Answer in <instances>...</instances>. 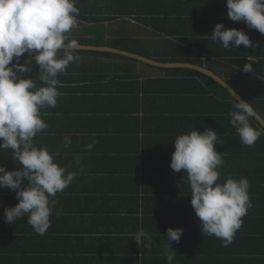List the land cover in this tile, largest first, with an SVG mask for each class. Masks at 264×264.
Masks as SVG:
<instances>
[{"label": "crops", "instance_id": "obj_1", "mask_svg": "<svg viewBox=\"0 0 264 264\" xmlns=\"http://www.w3.org/2000/svg\"><path fill=\"white\" fill-rule=\"evenodd\" d=\"M75 6L87 20L77 16L69 40L146 47L157 58L198 57L195 47L183 44L189 38L214 53L210 59H264V35L243 21L229 20L226 0H77ZM216 24L242 30L257 46L231 48L230 42L229 49L223 48L210 38ZM77 56L58 75L57 90L63 95L55 108L40 110L48 127L33 141L77 175L51 198V226L43 235L33 231L27 215L12 224L4 221V209L18 201L14 191L0 189V264H167L163 244L168 228L183 230L180 242L172 243V264H264V212L255 207L254 194L242 227L223 247L220 239L201 235L182 174L162 175V169H170L174 144L162 150V134H152L159 128L151 125V115L144 117L142 126L129 80L162 78L160 68ZM30 67L35 78L38 65L33 61ZM222 69L237 74L233 66ZM36 83L43 86L38 78ZM65 137L71 141L67 147ZM0 166L9 172L22 167L11 149H0ZM225 180L223 174L217 182ZM141 228L151 236L150 248L134 241Z\"/></svg>", "mask_w": 264, "mask_h": 264}, {"label": "clouds", "instance_id": "obj_2", "mask_svg": "<svg viewBox=\"0 0 264 264\" xmlns=\"http://www.w3.org/2000/svg\"><path fill=\"white\" fill-rule=\"evenodd\" d=\"M76 0H0V149H11L13 158L22 166L6 171L0 166V189L15 193L18 203L4 209L6 223L12 224L27 215V223L38 235L50 228L51 199L74 180L75 172L59 166L46 146L37 147L34 137L48 125L41 118V109L55 108L58 97V75L79 57L80 45L69 40V33L78 26L79 9ZM227 18L243 21L250 30L264 35V0H226ZM214 43L229 49L254 45L242 30L227 29L216 24L210 36ZM62 52V55L59 53ZM27 53L24 64L13 63ZM38 65L34 79H24L31 72V63ZM11 65V66H10ZM244 72L252 66L243 65ZM36 78L43 86H37ZM235 111L229 113V123L235 128L243 145L251 147L264 135V128H254L251 119H258L251 103L233 99ZM71 141L65 137L64 146ZM170 168L183 172L190 188V204L200 221L201 235L214 236L227 247L242 227V218L252 207L247 178L228 176L218 183L222 154L216 152L218 133L206 128L202 133L192 130L178 135L174 141ZM91 147V145H89ZM27 182L25 187L22 185ZM182 229H166L163 251L167 264H172V243H179ZM137 245L150 248L151 236L143 228L134 234ZM148 241L147 244L144 242Z\"/></svg>", "mask_w": 264, "mask_h": 264}, {"label": "trees", "instance_id": "obj_3", "mask_svg": "<svg viewBox=\"0 0 264 264\" xmlns=\"http://www.w3.org/2000/svg\"><path fill=\"white\" fill-rule=\"evenodd\" d=\"M78 16L80 20H87L86 15L81 16L79 13ZM78 44L106 46L108 43L84 40L79 41ZM183 44L185 47H195L197 52L195 55L198 57L177 54V56L168 55L157 58L146 47H133L121 42H112L107 46L149 59H156L162 63H189L202 66L228 83L242 98L251 103L252 107L264 119L263 57H258L259 63L248 61L246 56L243 58L234 56L232 59H224L225 61L222 60V57L218 60L210 59V56L215 54L210 53L204 46H197L196 41H191L188 38ZM75 55L99 56L133 64L138 63L128 57L96 51L77 50ZM203 56H206L204 60H202ZM27 59L28 56L25 53L19 58V61L14 60L13 63L24 64ZM245 64L255 65L252 67L253 71L245 73L243 71ZM226 65L233 66L237 70V74L222 72V68ZM159 70L163 73L162 78H146L139 81L135 76L134 80L129 79L135 87L133 93L136 103L135 112H141L142 126H144V117L148 114L151 115V125L159 128L152 134L157 136L158 133L162 134V150L173 144L174 139L180 134H187L192 130L202 133L206 128L215 130L218 133V142L221 144L214 145V148L217 153L222 154L224 161L218 169L220 174L218 179L222 178L223 174L225 178L228 176L237 180L241 177L247 178L250 184L249 198L254 194V203H258L255 207L264 212V135H261L251 147L241 143L235 128L229 123V113L236 110L234 98L209 77L190 69ZM22 78L32 79L34 77L30 72L23 74ZM248 78L250 81H244ZM139 94H141L140 99L138 98ZM147 104H150L148 108H146ZM250 123L254 128H261L255 119L250 118ZM159 139L160 137H157V140ZM222 167H224L223 171ZM173 172L171 168L162 169V175ZM179 174L184 177L183 172H176V176Z\"/></svg>", "mask_w": 264, "mask_h": 264}, {"label": "water", "instance_id": "obj_4", "mask_svg": "<svg viewBox=\"0 0 264 264\" xmlns=\"http://www.w3.org/2000/svg\"><path fill=\"white\" fill-rule=\"evenodd\" d=\"M80 47L78 50L81 51H96V52H103V53H111V54H116L124 57H128L131 59H134L138 62L160 68V69H175V68H182V69H190L196 72H199L216 83H218L220 86H222L234 99L237 97L239 98L240 101L248 103L244 98H242L228 83H226L222 78L217 76L216 74L212 73L211 71L205 69L202 66L194 65V64H189V63H162L155 61L153 59L146 58L144 56L127 52L125 50L117 49V48H111L108 46H93V45H81L79 44ZM254 109V108H253ZM255 110V109H254ZM256 112V110H255ZM257 113V112H256ZM258 119H255L259 126L261 128H264V119L257 113Z\"/></svg>", "mask_w": 264, "mask_h": 264}]
</instances>
